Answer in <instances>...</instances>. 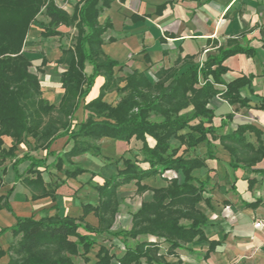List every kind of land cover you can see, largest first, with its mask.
Wrapping results in <instances>:
<instances>
[{
    "label": "trees",
    "instance_id": "1",
    "mask_svg": "<svg viewBox=\"0 0 264 264\" xmlns=\"http://www.w3.org/2000/svg\"><path fill=\"white\" fill-rule=\"evenodd\" d=\"M113 1L80 0L71 14L56 0H0V143L4 135L13 138V146L8 152L3 151L2 157L13 156L18 145L29 139H33V150L49 151L57 139L69 136L73 147L59 154L54 166L63 171L66 178H77L89 171L73 162L75 156L91 152L102 157L97 142L104 137L127 142L135 138L142 142V161L148 163V167L143 168L138 159L123 157L115 174L105 178L103 183L92 184L99 200L97 204L85 203L81 218L58 213L41 218L18 217L10 228L14 240L7 251H0V256L9 255L7 264H76L74 258L79 256L86 264H113L114 260L117 264H185L177 249L207 239L203 226L207 225L208 217L198 206L206 202L210 207L211 198L205 195L207 181L196 178L193 171L205 167L206 160L214 158V154L211 146L204 158L191 157L186 152L203 142L209 145L211 138H216L215 110L209 105L216 95L230 104L249 105V99L242 97L240 89L251 85L252 76L226 83L224 75L229 67L225 61L238 53L253 55L256 51L242 46L236 39H229L218 54L210 55L201 65L193 64L184 72L180 71L181 67L192 63L194 56L179 57L173 66L156 73L154 83L138 70L117 76L115 68L119 63L103 50L104 34L112 24L100 22L102 12ZM165 6H159L158 12ZM43 10L49 19L43 36L62 35L61 26L77 29L74 44L62 48V56L57 61L66 67L61 74L64 94L59 104L42 97L39 75L32 71L33 62L24 53L32 23ZM47 63L43 58L42 65ZM87 64L93 67L90 75L86 73ZM99 75L105 78L100 94L85 105L86 120L75 123L81 101ZM112 91L120 96L115 106L104 100ZM260 108L264 109V96ZM183 130L187 132L181 134ZM247 130L254 131L258 138L262 134L247 124L220 139L231 153L229 142L239 145L234 152L238 159L257 163L264 158V147L256 148L245 142L242 135ZM173 137L186 146L183 153L180 146L170 143ZM149 138L155 141L153 146ZM26 160L30 162L28 173L36 175L23 179L32 199L51 197L56 201L57 191L66 181L45 183L39 167H47L46 159L26 154L16 163ZM65 164L70 167L65 169ZM168 171L175 172L176 176L169 177ZM154 176H161L167 185L151 189L143 183ZM132 182L139 194L151 190L152 196L132 215L131 228L114 231L121 206L119 189ZM10 196L11 193L0 197V209L12 211ZM90 213L98 218L97 226L85 221ZM99 234L121 237L124 254L117 258L103 244L91 263L89 254L97 245L92 235ZM129 239L135 244H128ZM162 243L168 247L164 249ZM217 245L218 242L211 241L208 254Z\"/></svg>",
    "mask_w": 264,
    "mask_h": 264
},
{
    "label": "crops",
    "instance_id": "2",
    "mask_svg": "<svg viewBox=\"0 0 264 264\" xmlns=\"http://www.w3.org/2000/svg\"><path fill=\"white\" fill-rule=\"evenodd\" d=\"M161 5L166 6L159 13L158 7ZM106 21L111 22L112 28L104 34L103 50L108 57L119 63L115 74L126 76L138 70L144 72L153 83L157 81L156 73L161 68L173 66L179 57L194 56L192 63L187 62L181 67L180 71L184 72L193 64L201 65L210 55L218 54L219 48L226 47L229 39H236L242 46L255 49L253 55L238 53L225 61L229 67L224 75L226 83L242 76H252L251 85L240 89L242 97L249 99V105L230 104L216 95L209 104L215 110L213 124L217 129L216 138H211L209 145L203 142L186 152L191 157L204 158L211 146L214 158L207 159L205 167L193 171L196 178L207 181L205 195L211 198V206L206 202H201L198 206L208 217L207 225L203 226L207 239L178 248L177 253L185 264H264V230L255 226L256 220L264 218V158L257 163L242 158L240 160L234 156L239 145L234 141L229 142L232 145L231 153L220 139L221 136L236 132L240 125L248 124L259 129L262 134L258 138L254 131L247 130L242 135L244 141L256 148L264 147V109L260 108L264 96V0H114L100 16L101 23ZM62 27L66 26L60 28ZM36 32L31 26L26 45L28 40L36 38ZM25 50L26 48L24 53L33 62L32 71L41 80L42 97L53 104H59L64 94L61 74L66 68L57 62L62 56V49H55L41 58L30 57ZM43 58L48 60L46 65H42ZM86 73H93L92 65L87 64ZM104 82L103 76L95 78L89 94L81 101L75 114V123L86 120L88 111L85 110V105L99 96ZM104 100L115 106L120 96L117 91H112L106 94ZM186 132L187 130H183L180 133ZM97 143L102 157L86 152L72 159L89 172L77 178H66L64 172L58 171L54 164L59 154L73 147L69 136L57 139L49 151L33 150V139H29L18 145L13 156L3 157V151L8 152L13 146V138L7 135L1 137L0 197L11 193L12 211L0 209V251H7L14 240L10 228L17 223L18 217L41 218L57 213L83 217L84 204H97L99 200L92 184L103 183L105 178L115 174L123 157L138 159L140 166L148 167V163L142 161V142L135 138L127 142L104 137ZM170 143L180 146V153L186 149L175 137ZM149 144L153 146L155 141L149 138ZM106 145L117 150L107 155ZM26 154L46 159L47 167H39L45 183L60 179L66 181L58 189L56 201L51 197L32 199L31 191L23 179L35 178L36 175L28 173L29 161L16 163ZM69 167V164L64 165L65 169ZM168 172L169 177L176 176L175 172ZM158 177L148 178L143 183L151 189L166 186L167 182L158 181ZM128 187L135 191L133 195L139 198V206L128 215L130 220L123 226L126 229L131 228L132 215L140 209L142 202L152 196L151 190L139 195L135 182H132L120 187V202L121 195ZM123 217L120 212L115 227L122 224ZM85 221L98 225V218L94 213L88 214ZM211 241L218 242V245L208 254ZM97 252L98 250L94 251V259ZM89 256L91 257V253ZM8 261V254L0 256V264H7Z\"/></svg>",
    "mask_w": 264,
    "mask_h": 264
},
{
    "label": "rangeland",
    "instance_id": "3",
    "mask_svg": "<svg viewBox=\"0 0 264 264\" xmlns=\"http://www.w3.org/2000/svg\"><path fill=\"white\" fill-rule=\"evenodd\" d=\"M80 0H56L57 4L69 11L71 14L73 13L74 7L77 5V3ZM49 19L47 18L45 14V10H43L42 13H40L37 18L34 20L32 23V26L35 28L36 32V38L33 41L28 40L27 45H25L26 52L30 55V57H42V55L47 54L48 52H52L55 49L58 48H67L71 45L74 44L75 38L77 35V29L76 28H67V27H62L61 32L62 35L58 36H50V37H45L42 36V32L47 28V23ZM28 38V37H27ZM30 39V38H29ZM27 40V39H26ZM53 48H52V47ZM106 154L108 155L115 152L117 148H112L108 145L105 146ZM170 173L167 172L166 175H169ZM158 181L163 180L161 176H159ZM92 187V186H91ZM93 189V187H92ZM135 191H133L130 187H128L124 193L121 195V207H120V212L123 217L122 224L114 228V231H119L121 229H126L123 228L125 225L128 224V219L129 214L134 211L139 206V198L137 195H133ZM139 194V193H138ZM142 195V194H139ZM94 239L97 240V245L93 248V252H91V263L94 262V251L99 250L100 245H106L111 254H115L117 258L122 256L124 252L125 245L122 242L121 237H116V236H111L107 234H99V235H92ZM128 244L134 245L135 241L133 239L127 240ZM166 243H162V247L164 249L167 248ZM75 263L76 264H86L85 261L83 260L82 257H75ZM113 264H117V261L114 260Z\"/></svg>",
    "mask_w": 264,
    "mask_h": 264
},
{
    "label": "built area",
    "instance_id": "4",
    "mask_svg": "<svg viewBox=\"0 0 264 264\" xmlns=\"http://www.w3.org/2000/svg\"><path fill=\"white\" fill-rule=\"evenodd\" d=\"M255 226L258 229L264 230V218H260V219L256 220Z\"/></svg>",
    "mask_w": 264,
    "mask_h": 264
}]
</instances>
